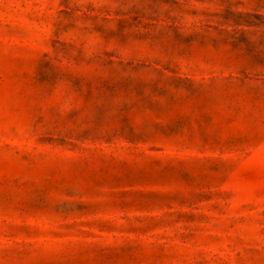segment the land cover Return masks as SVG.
<instances>
[{
	"label": "rangeland",
	"instance_id": "1",
	"mask_svg": "<svg viewBox=\"0 0 264 264\" xmlns=\"http://www.w3.org/2000/svg\"><path fill=\"white\" fill-rule=\"evenodd\" d=\"M0 264H264V0H0Z\"/></svg>",
	"mask_w": 264,
	"mask_h": 264
}]
</instances>
